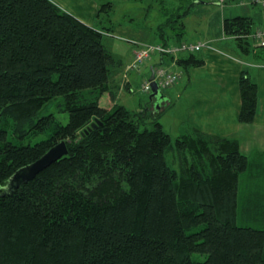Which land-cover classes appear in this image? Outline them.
<instances>
[{"label": "trees", "instance_id": "1", "mask_svg": "<svg viewBox=\"0 0 264 264\" xmlns=\"http://www.w3.org/2000/svg\"><path fill=\"white\" fill-rule=\"evenodd\" d=\"M113 4L100 3L88 24L54 0H0V264H264V172L237 139L174 138L149 105L100 104L104 92L115 99L123 65L105 41L118 35ZM189 13L168 17L159 40L120 36L179 43ZM252 29L247 15L223 21L242 46ZM197 53L177 64L201 65ZM240 87V122L251 123L259 96L248 71ZM50 105L69 121L42 115ZM48 130L33 144L10 137ZM63 140L68 154L10 188Z\"/></svg>", "mask_w": 264, "mask_h": 264}, {"label": "crops", "instance_id": "2", "mask_svg": "<svg viewBox=\"0 0 264 264\" xmlns=\"http://www.w3.org/2000/svg\"><path fill=\"white\" fill-rule=\"evenodd\" d=\"M54 1L82 21L88 24L96 22L98 4H100L98 0ZM261 7V10L253 8L250 15H247L253 20V29L264 28V7L263 5ZM221 29V35L210 39H194L187 34L182 36V41H205L208 46L197 53L199 59L203 61L201 65L173 66L176 70L182 69L184 76L178 84L167 92L165 90V99L161 102L162 109L159 115L181 105L183 107V114L180 117L182 134L199 130L206 134L233 137L239 141L242 151H264L261 150L262 146L264 147V47L257 49L252 42L249 47L242 46L239 43L240 39L225 34L223 22ZM119 48L122 51L119 50L117 53L112 47L114 53L123 60V65L118 69L114 79L116 97L114 99L110 92H106L109 94L108 102L104 105L100 98V104L107 108H112L115 104H124L132 109L129 106L131 104L137 108L132 110L144 109L147 99L136 92V85L139 80L142 85L144 79L151 74L152 67L161 59L157 56L153 64L145 65L140 71L134 70L125 74L128 78L124 80L123 74L128 65L130 67L134 62V49L132 45ZM163 59V62L170 63L168 57L165 56ZM245 71H248L251 78L256 81L259 96L256 118L248 124L240 122L242 107L240 77ZM124 82L126 85L129 83L128 89L125 88L126 93L129 94L125 96H123L124 93L120 95L118 93L120 89L123 91L121 87L124 86ZM139 95L141 97H138ZM133 97L135 100H132ZM163 125L165 128L164 123Z\"/></svg>", "mask_w": 264, "mask_h": 264}, {"label": "rangeland", "instance_id": "3", "mask_svg": "<svg viewBox=\"0 0 264 264\" xmlns=\"http://www.w3.org/2000/svg\"><path fill=\"white\" fill-rule=\"evenodd\" d=\"M107 0H98V2L102 3ZM114 4V11L112 12V19L114 23H116V34L117 37L112 38H106V42L110 43V45L114 48V50L118 53V51H122L120 46H133V54L135 56L137 47L135 46V43L128 42L126 40L122 39V36L128 37V36H134L139 37L141 39H155L159 40L160 36L158 34V27L161 26L162 23L166 21V19L170 16H177L178 14L185 13V11L189 8L190 13L188 16L184 19L186 29L185 34L188 35L190 38L194 39H210L214 38L215 36L222 34V22L225 17H233L238 14H246L250 15V13L255 9L261 10V5L259 3H256L255 0H227L225 2H222L221 0H111ZM98 4V8H99ZM148 9V10H147ZM182 16L181 18H183ZM133 18V19H131ZM99 25V24H98ZM144 29V30H143ZM154 29H157V31H154ZM179 31V30H177ZM254 31L255 29H252L251 34H249V37L251 38L252 45L255 46L257 49L260 47L257 43V40L254 38ZM122 35V36H120ZM177 44V43H175ZM262 49V48H260ZM264 51V50H263ZM159 56L161 61L157 62L152 69H155L158 65L161 63L170 71H174V57L171 59V56H166L169 58L170 63H165L164 61V54L160 53H154L153 56H151L150 59L146 60L139 69L137 68V71H140L145 65H149L153 62V60ZM135 58V57H134ZM153 64V63H152ZM176 70V69H175ZM134 71L132 68V65L127 67L126 72L123 74L124 80L125 78H128L127 75L129 72ZM182 69L176 70L180 75L175 83H173V86L178 84V82L181 80V78L184 76L182 73ZM152 74V70H151ZM151 74L146 77L143 81V83L147 80H150ZM155 75V71H154ZM155 78V77H154ZM138 85H136V92H139L143 97H145L147 100L144 103L145 105H149L148 107L151 109L152 113H154L155 116H159L160 121H163L165 124V130L168 131L174 138L178 135L182 134V128H181V120L180 117L183 114V107L181 105H178L177 108H173L172 111H167L165 113H162L159 115V111L162 109V105L160 102V106L157 107V102L159 101H153L149 103V93L144 92L143 89V83L141 85V81H138ZM129 84V83H128ZM128 84L124 82V86L120 89L118 92L119 95L124 93L123 96L126 94V89H128ZM173 86L167 87V88H160V90L164 93L165 90L171 89ZM152 91V88L150 89V93ZM138 97H141L140 95ZM109 99V94L104 92L101 96V103L106 105ZM132 100H135V97H133ZM132 107V109H137L136 107L129 105ZM53 112L57 116V118L63 123L66 124L69 121V114L68 112H62L58 110L56 106H48L42 111V115L45 113ZM153 115V116H154ZM151 117V116H150ZM248 124V123H244ZM50 133V130L47 132L39 133L36 135H30L27 136L24 139L18 138L16 136L10 135L11 139L16 142H23L25 144H33L41 139L47 138ZM242 150V149H241ZM264 150V147L262 146V149ZM246 154V156L249 157L250 161L257 164L256 167H259L264 172V151H255V152H247L242 151ZM253 170V168H251ZM259 169V170H260ZM252 179V178H251ZM255 183L256 181L253 179L250 180V184ZM252 190V185L250 186ZM250 188L247 190V192L251 191ZM257 192V191H256ZM259 193V192H257ZM250 196V192L247 195V198ZM248 201H246V204Z\"/></svg>", "mask_w": 264, "mask_h": 264}, {"label": "built area", "instance_id": "4", "mask_svg": "<svg viewBox=\"0 0 264 264\" xmlns=\"http://www.w3.org/2000/svg\"><path fill=\"white\" fill-rule=\"evenodd\" d=\"M225 1V0H221ZM256 3L263 5L264 0H255ZM254 38L257 40V43L260 47H264V28H257L254 31ZM137 50L134 58V62L132 64V68L136 70L148 59L153 56L154 53L164 54L165 56H173L174 57V65L177 64V60L181 56V54L185 53H194L202 50L203 48L208 46L207 42L198 41V42H187L183 41L177 44H164L162 42H143L139 41L136 44ZM155 78L159 87L167 88L173 86V83L179 77V73L168 70L162 63L158 65L155 69ZM151 81L147 80L143 83L144 92H150L151 89Z\"/></svg>", "mask_w": 264, "mask_h": 264}, {"label": "water", "instance_id": "5", "mask_svg": "<svg viewBox=\"0 0 264 264\" xmlns=\"http://www.w3.org/2000/svg\"><path fill=\"white\" fill-rule=\"evenodd\" d=\"M154 71L152 70V74L150 76L151 88L152 91L149 95V103L153 101L157 102V107L160 106V102L165 99V94L160 90L157 81L154 80ZM98 122H92L91 125L86 129L87 132L92 130L94 127H97ZM69 149L66 141H61L54 146H52L46 153H44L40 158L35 160L34 162L25 165L19 168L10 178L9 186L10 188H17L23 183L28 182L29 180L36 177L41 171L50 166L53 162L57 161L64 155L68 154Z\"/></svg>", "mask_w": 264, "mask_h": 264}]
</instances>
